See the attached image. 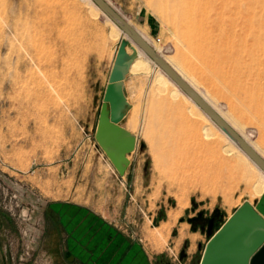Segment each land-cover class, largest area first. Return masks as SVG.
Wrapping results in <instances>:
<instances>
[{
  "label": "rangeland",
  "instance_id": "1",
  "mask_svg": "<svg viewBox=\"0 0 264 264\" xmlns=\"http://www.w3.org/2000/svg\"><path fill=\"white\" fill-rule=\"evenodd\" d=\"M109 1L184 66L167 8ZM193 58L186 72L264 149V117ZM263 196L264 180L103 12L86 0H0V264H55L42 239L61 200L116 224L123 258L199 264L211 235L244 202L260 212Z\"/></svg>",
  "mask_w": 264,
  "mask_h": 264
},
{
  "label": "bare ground",
  "instance_id": "2",
  "mask_svg": "<svg viewBox=\"0 0 264 264\" xmlns=\"http://www.w3.org/2000/svg\"><path fill=\"white\" fill-rule=\"evenodd\" d=\"M86 1L97 14L102 13L92 0ZM106 1L111 5L109 0ZM155 6L167 8L169 15L177 17L174 20L180 39L189 52L183 57V67L173 58L164 55L156 44L151 43L145 30L134 28L129 23L130 21L112 7L264 159V149L253 142L243 131L238 121L233 116L223 112L214 98L202 91L196 80L186 72L189 63L196 64L193 57L197 58L202 66L207 69L209 79L213 80L215 76L219 82L225 83L244 106L256 116L263 118L264 0H156ZM108 20L119 32L127 35L109 18ZM141 54L149 65L158 70L159 76L173 88L176 95L181 96L264 180V172L238 148L235 142L193 100L182 92L143 51ZM227 96L229 97V95ZM235 108L241 112L238 104ZM257 209L264 214V196L258 202ZM243 221L254 224L248 215L244 217Z\"/></svg>",
  "mask_w": 264,
  "mask_h": 264
},
{
  "label": "water",
  "instance_id": "3",
  "mask_svg": "<svg viewBox=\"0 0 264 264\" xmlns=\"http://www.w3.org/2000/svg\"><path fill=\"white\" fill-rule=\"evenodd\" d=\"M93 3L264 172V159L106 1ZM248 215L254 224L244 223ZM199 264H264V214L242 203L208 239Z\"/></svg>",
  "mask_w": 264,
  "mask_h": 264
},
{
  "label": "crops",
  "instance_id": "4",
  "mask_svg": "<svg viewBox=\"0 0 264 264\" xmlns=\"http://www.w3.org/2000/svg\"><path fill=\"white\" fill-rule=\"evenodd\" d=\"M49 210L42 241L55 264H137V256L122 257L120 231L101 223L100 210L69 200L50 202Z\"/></svg>",
  "mask_w": 264,
  "mask_h": 264
},
{
  "label": "flooded vegetation",
  "instance_id": "5",
  "mask_svg": "<svg viewBox=\"0 0 264 264\" xmlns=\"http://www.w3.org/2000/svg\"><path fill=\"white\" fill-rule=\"evenodd\" d=\"M4 216H5V214L2 213V212H0V223H3V221H4ZM212 222H213V220L210 219L209 222H208V229L211 228V226H212ZM0 249H3V248L0 247Z\"/></svg>",
  "mask_w": 264,
  "mask_h": 264
}]
</instances>
